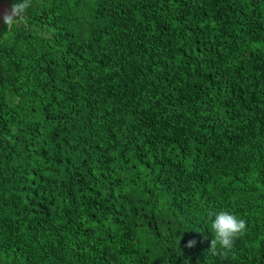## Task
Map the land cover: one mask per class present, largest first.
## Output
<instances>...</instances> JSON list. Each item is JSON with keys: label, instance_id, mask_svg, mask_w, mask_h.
Returning <instances> with one entry per match:
<instances>
[{"label": "trees", "instance_id": "16d2710c", "mask_svg": "<svg viewBox=\"0 0 264 264\" xmlns=\"http://www.w3.org/2000/svg\"><path fill=\"white\" fill-rule=\"evenodd\" d=\"M221 210L247 228L212 255ZM0 264H264V0L1 24Z\"/></svg>", "mask_w": 264, "mask_h": 264}, {"label": "clouds", "instance_id": "9594fccd", "mask_svg": "<svg viewBox=\"0 0 264 264\" xmlns=\"http://www.w3.org/2000/svg\"><path fill=\"white\" fill-rule=\"evenodd\" d=\"M31 3L32 0H11L9 7L0 11V24L5 25L10 31L24 19ZM210 217L213 218L210 227L214 238L211 239L207 251L212 255L226 254L233 248L236 239L246 231L247 222L227 210L210 213ZM196 243L195 239L189 240L186 247L192 248Z\"/></svg>", "mask_w": 264, "mask_h": 264}, {"label": "rangeland", "instance_id": "374dc122", "mask_svg": "<svg viewBox=\"0 0 264 264\" xmlns=\"http://www.w3.org/2000/svg\"><path fill=\"white\" fill-rule=\"evenodd\" d=\"M8 8V6L7 5H2V6H0V11H3L4 9H7Z\"/></svg>", "mask_w": 264, "mask_h": 264}, {"label": "water", "instance_id": "95a60500", "mask_svg": "<svg viewBox=\"0 0 264 264\" xmlns=\"http://www.w3.org/2000/svg\"><path fill=\"white\" fill-rule=\"evenodd\" d=\"M3 4L2 3H0V6H2ZM1 25V24H0Z\"/></svg>", "mask_w": 264, "mask_h": 264}]
</instances>
